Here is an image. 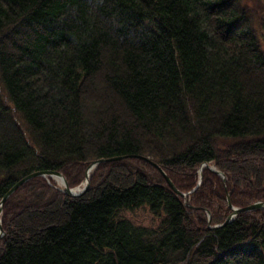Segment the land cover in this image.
<instances>
[{
    "label": "trees",
    "instance_id": "16d2710c",
    "mask_svg": "<svg viewBox=\"0 0 264 264\" xmlns=\"http://www.w3.org/2000/svg\"><path fill=\"white\" fill-rule=\"evenodd\" d=\"M99 159L5 201L0 264H264V211L222 225L264 202V0H0V200Z\"/></svg>",
    "mask_w": 264,
    "mask_h": 264
},
{
    "label": "water",
    "instance_id": "95a60500",
    "mask_svg": "<svg viewBox=\"0 0 264 264\" xmlns=\"http://www.w3.org/2000/svg\"><path fill=\"white\" fill-rule=\"evenodd\" d=\"M123 159V158H121ZM142 160L149 162L154 168H156L160 174L163 176V178L165 179L167 185L176 193L177 196L179 197H187L188 195H190L192 192H194L200 185L201 182V172H202V168L199 170V180L196 184V186L188 193H181L179 191H177L175 189V187L173 186V184L171 183V181L168 179V177L166 176V174L162 171V169L156 165L155 163H152L149 159L147 158H141ZM119 159H99V160H95L93 161L86 169L85 174H84V182H83V187L78 190V191H74L73 189H69L67 187V183L65 181V179L63 178V176L58 173V172H52V171H36L34 173H30L28 175H26L25 177H23L22 179H20L16 184H14L8 191L7 193H5V195L1 198L0 200V214L2 212V208H3V204L5 203V201L23 184L36 179V178H52L55 181H57L58 179L62 181V187L60 188V191L65 194L66 196L69 197H78L80 195H82L88 188L89 186V178L91 173L94 171V169H96V167L101 164V163H107V162H112V161H116ZM204 167H206L208 170L212 171L213 173H215L217 176L220 177V179L223 181V183H225V176L222 172H220L219 170H217L214 166H207L204 165ZM226 202L228 207L232 210V214L225 220V222L222 225H225L229 222H231L233 220V218L238 215V214H242V213H249V212H254V211H261L264 210V202H257L254 203L252 205H249L247 207L244 208H233L231 207V204L229 202V193L227 194L226 197ZM222 225H218L216 227H220ZM2 230H1V226H0V238L2 236Z\"/></svg>",
    "mask_w": 264,
    "mask_h": 264
},
{
    "label": "rangeland",
    "instance_id": "374dc122",
    "mask_svg": "<svg viewBox=\"0 0 264 264\" xmlns=\"http://www.w3.org/2000/svg\"><path fill=\"white\" fill-rule=\"evenodd\" d=\"M51 180H52V183L50 182V179H49V183L54 184L55 188H58L56 181L53 179H51ZM81 185H82V183L78 186L71 188V189L81 187ZM34 210H37V209H31L28 212H34ZM1 215H2V212H1ZM1 215H0V225H1ZM121 216L128 219L129 221H131L135 225L147 227V228L156 227L157 224L160 222V218L158 216L151 214L144 207L133 210V211H131V210L130 211H124L121 214ZM208 219H209V214H208Z\"/></svg>",
    "mask_w": 264,
    "mask_h": 264
},
{
    "label": "bare ground",
    "instance_id": "6f19581e",
    "mask_svg": "<svg viewBox=\"0 0 264 264\" xmlns=\"http://www.w3.org/2000/svg\"><path fill=\"white\" fill-rule=\"evenodd\" d=\"M204 165H207V164H204ZM204 165H201L200 167H199V169H198V171H197V173H199V170L202 168V172H203V170H208L206 167H204ZM207 166H214V165H207ZM215 167V166H214ZM216 168V167H215ZM217 169V168H216ZM218 170V169H217ZM210 171V170H209ZM202 172H201V175H202ZM212 172V171H211ZM221 172V171H220ZM226 181V180H225ZM56 183H57V189L60 191V188L62 187V181L61 180H57L56 181ZM68 187V186H67ZM83 187V183H82V185H81V187H77V188H74L73 190L74 191H78V190H80L81 188ZM89 187V186H88ZM69 188V187H68ZM69 189H71V188H69ZM88 189V188H87ZM61 192V191H60ZM62 193V192H61ZM85 193V192H84ZM228 194V193H227ZM65 195V194H64ZM255 203H257V202H255ZM2 210H3V208H2Z\"/></svg>",
    "mask_w": 264,
    "mask_h": 264
}]
</instances>
